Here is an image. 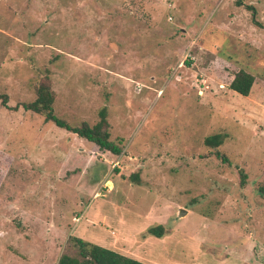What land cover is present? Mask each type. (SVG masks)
Wrapping results in <instances>:
<instances>
[{
	"label": "rangeland",
	"instance_id": "374dc122",
	"mask_svg": "<svg viewBox=\"0 0 264 264\" xmlns=\"http://www.w3.org/2000/svg\"><path fill=\"white\" fill-rule=\"evenodd\" d=\"M254 14L264 23V0H0L8 105L50 76L59 117L94 125L107 106L123 147L0 99V264H58L72 235L147 264H264ZM241 69L256 76L250 96L230 88ZM215 133L230 163L205 144ZM158 224L170 233L142 235Z\"/></svg>",
	"mask_w": 264,
	"mask_h": 264
},
{
	"label": "trees",
	"instance_id": "16d2710c",
	"mask_svg": "<svg viewBox=\"0 0 264 264\" xmlns=\"http://www.w3.org/2000/svg\"><path fill=\"white\" fill-rule=\"evenodd\" d=\"M241 4V3H240ZM249 10L254 11L252 5H247ZM253 22L264 28V23L259 22L256 19V15H253ZM256 76L245 69H241L234 74V77L230 83V88L241 95L250 96ZM36 98L31 102H22L18 105L11 107L8 105L9 96L6 93H0V99L7 108L18 110L21 106L27 110L32 111L41 115H44L47 121H52L56 125L66 128L68 131L78 134L80 137L86 138L87 140L96 143L101 150L110 151L113 154H121L123 147L121 146L122 141L118 142L111 139L110 122L108 119L109 112L108 107L104 106L100 109L99 121L91 125L83 122L79 126L70 124L67 120L59 117L55 111V100L56 92L53 89L50 76L40 81L36 87ZM223 133H215L209 135L205 139V144L215 149V154L223 162H229V157L221 151L224 144ZM242 183L246 182L247 175L240 169ZM136 179H139V175H135ZM259 190L264 197V185L259 187ZM171 231L170 227L164 224L153 225L149 227L142 235H155L157 237H163L169 234ZM69 249L65 251L58 264H147L132 256L123 254L117 250L101 246L99 244L90 242L81 237L72 235L68 241Z\"/></svg>",
	"mask_w": 264,
	"mask_h": 264
},
{
	"label": "water",
	"instance_id": "95a60500",
	"mask_svg": "<svg viewBox=\"0 0 264 264\" xmlns=\"http://www.w3.org/2000/svg\"><path fill=\"white\" fill-rule=\"evenodd\" d=\"M187 212L186 209L181 208L179 211V216H183Z\"/></svg>",
	"mask_w": 264,
	"mask_h": 264
}]
</instances>
